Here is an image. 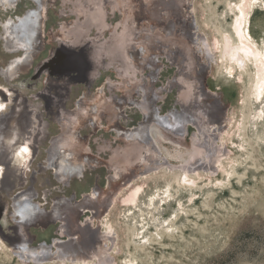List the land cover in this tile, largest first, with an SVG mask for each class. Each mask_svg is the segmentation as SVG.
<instances>
[{"label": "rangeland", "instance_id": "rangeland-1", "mask_svg": "<svg viewBox=\"0 0 264 264\" xmlns=\"http://www.w3.org/2000/svg\"><path fill=\"white\" fill-rule=\"evenodd\" d=\"M42 1L30 69L14 81L0 71V115L17 99L33 123L0 149V264H264V83L256 94V63L237 47L241 35L264 52V0H248L245 29L235 27L241 0ZM35 6L0 4V70L23 54L7 44L31 29L7 33V20ZM145 88L157 117L180 119L146 124L159 127L153 143L115 139L139 125L132 105ZM58 133L55 148L77 146L94 160L66 184L45 165ZM111 165H128L133 180ZM111 184L118 195L104 191ZM126 184L134 189L118 198ZM91 193L92 206L78 203ZM59 196L85 209L74 216L77 230L56 220L28 225ZM17 199L23 220L12 212Z\"/></svg>", "mask_w": 264, "mask_h": 264}, {"label": "bare ground", "instance_id": "bare-ground-1", "mask_svg": "<svg viewBox=\"0 0 264 264\" xmlns=\"http://www.w3.org/2000/svg\"><path fill=\"white\" fill-rule=\"evenodd\" d=\"M32 1H34L35 5H36L35 7L27 9L25 12L26 14L23 13L24 15L23 16L21 15L22 17H18V18L15 17L14 20H12V18H9L6 22V25H5V27H6L5 31L7 33H10L9 29H17V27L21 26V25H26L27 27L31 28L28 31V39H26L23 43L21 42L20 44H17V45L14 44V46L9 43V45L7 44V46L5 47V49L9 53H12V54L17 53V50L23 52V54L21 56H18V55L12 56L11 59L6 63L5 68H3V70H0L1 73L7 78V81H14L20 75L26 74L28 72V70L30 69L31 62H33L35 60V56H36V53L34 52L36 50L35 48H37L39 50L41 48V45H42L41 35H42L43 29H44V17L46 15V12H45L46 10L44 9V5L42 4V2H43L42 0H32ZM247 2H248V0H241L240 3H237L235 5V10H236V19H235L236 25H235V27H236V29H241V28L245 29V25H244L245 24V17H246V7L245 6H246ZM10 3L12 6V0H0V4L5 5V7H7V5H9ZM7 9H8V7H7ZM37 31H38V33H37ZM244 33L246 35V32H244ZM239 41H240V43H239V45H237V47L239 46L238 48L241 51L248 52V53L250 52L249 54L252 55L251 58L253 57V60L256 63L255 68L257 70V73L255 72V77L257 76V78L255 80L256 85H255L254 90H255L256 94H259V92L263 89V83H264V52L257 53L259 51H257V49H256L257 52L256 51L255 52L257 53V55H255L256 53H253L254 50H252L253 49L252 46L248 45L247 43L245 44L241 35L239 36ZM229 44H231V43L229 42ZM229 44L227 45L228 46L227 49L231 47V46L229 47ZM237 47H236V49H237ZM229 51H232V50H229ZM236 53H237V51L235 52V54ZM229 55H231V54H229ZM242 56H243V54H242ZM245 58H248V57H245ZM228 59L230 60L229 57H228ZM240 61H242V59ZM143 91H144L143 96H142L143 98L141 97L142 100L134 99L136 104L132 105L134 107H137V109L139 108L142 111L143 116H142V119H141L139 125L137 127H134L132 129V131L130 130L129 132H126L124 130L125 132H123V133L119 132V134L116 135L115 139L125 140V142H127V143H130V144L135 143L139 146V145H143L145 140L149 141L148 140V137H149V139L151 138L150 140H152V143H153V141H154L153 139H158L157 137H159L161 135L160 131H158L159 127L156 125L150 124L149 126H151V125L153 126V127H151V131H150V129L144 130V126L146 124L148 125V123H150L151 121H156L158 123H167V121H168L167 119H169L170 121L180 119L181 115L180 116L177 115L175 117L172 114L166 115L163 118L157 117L156 109H152L151 106L149 105L148 101H147V99H150L149 92L146 90V88ZM259 95H261V94H259ZM19 102L20 101L17 99L13 100L12 108L11 109L9 108L6 112H4L3 114L0 115V149L1 150H2L3 145H5V143L9 144V143L13 142L14 140L23 137V135L29 134L28 131H30V129L32 128L33 123L28 121L29 115L27 113L26 106L22 105L24 107H21V104ZM128 107H129V105H128ZM194 124H196V123H194ZM77 129L79 130L81 128H77ZM198 130H200V128ZM67 134L69 135V133H67ZM142 136L143 137L145 136L144 137L145 140H141V139H143V138H141ZM146 137H147V139H146ZM71 138H72L71 139L72 144H77L76 143L77 140H75L73 135L71 136ZM68 139H70V138H68ZM63 140H64V136L62 137L61 133H58L56 136L51 137L49 147L46 150V156L47 157H46L45 165L47 166V168H49L53 172L57 181H59L60 183L66 184L68 181H70V179L75 178V177H79L82 170H83L82 167H86V165L88 163L93 164L94 160L92 158L87 159L85 157V155H79L77 152H75V150L77 149V146H74L72 148H62V149L61 148L60 149L55 148V145H57V143H59V142H62ZM111 167H113V169ZM107 169L108 170H114L116 172V175L119 176L120 179L121 178L125 179L123 176H126V174H128L127 180L128 181L133 180V178L129 175L128 165L125 168H123L120 165H113V166L111 165V166H108ZM112 173H113V171H112ZM134 173H136V170ZM116 180H118V179H116ZM128 185H130V184H128ZM128 185L126 187L125 186L122 187L124 189H123V191H121L119 193L118 198H121L124 193H127V191H128V193L132 192V190L134 188H132V190L130 191L131 186H128ZM115 188H117V186L116 185L113 186V184H111L109 186V188H107V189L105 188L104 191L105 192L107 191V193L108 192L113 193V195H115L114 193H117V195H118L117 189H115ZM92 191H93L92 193L96 192V188L93 189ZM135 192L138 196L139 193L137 192V190ZM91 194L89 196H88V194L85 195L84 200L78 201V203L80 205H83V206L84 205L85 206H92L94 204V202L92 200L94 199L95 196L93 197V194H92V196H91ZM100 195H102V194L97 195V200L100 198L99 197ZM112 197H114V196H112ZM89 199H91V200H89ZM125 199L127 200V198H125ZM125 199L123 200V203L126 201ZM18 200L20 201V199L15 200L14 207H13L14 210L12 212L15 214V216H17L19 214L17 216V219L20 218L19 220H21V219L23 220L24 218H26L25 214L27 211H25L22 207H20ZM21 201H23V200L21 199ZM110 201H111V199L109 197L105 198L102 206L106 207L107 205L112 203L113 199L111 202ZM16 202L18 205H16ZM60 202H62L64 204L60 205L59 204ZM69 203H70V201H67V200L62 201L61 196L57 197V199L55 200L54 207L50 211V213L49 212L41 213V211L40 212L38 211L36 214L31 216L28 225H32L33 227L35 226V227H39V228H44L47 225H49L52 220L59 221L60 223L65 221L66 226H70V230L69 229H65V230L68 231V233L69 232L73 233V231H75V229H76V227H74L75 225L73 226L74 216H77V214L78 215L81 214L85 209H82V208L80 209V206H77L79 208L78 209L75 208L77 210V212L75 213V209H73L72 206L69 205ZM126 203H124V204H126ZM131 204H132V202H131ZM110 206H112V205H110ZM19 209H21V210H19ZM61 212H63V217H61L62 214H59ZM78 232L80 233V230ZM65 234H66V232L64 233V235ZM92 237H94V236H92ZM74 239H75V237H74Z\"/></svg>", "mask_w": 264, "mask_h": 264}, {"label": "flooded vegetation", "instance_id": "flooded-vegetation-1", "mask_svg": "<svg viewBox=\"0 0 264 264\" xmlns=\"http://www.w3.org/2000/svg\"><path fill=\"white\" fill-rule=\"evenodd\" d=\"M15 196V195H14Z\"/></svg>", "mask_w": 264, "mask_h": 264}]
</instances>
